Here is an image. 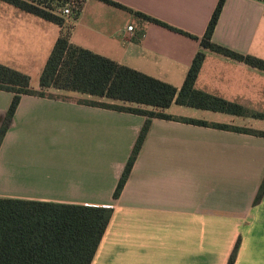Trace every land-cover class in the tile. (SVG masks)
Listing matches in <instances>:
<instances>
[{
    "label": "crops",
    "instance_id": "obj_1",
    "mask_svg": "<svg viewBox=\"0 0 264 264\" xmlns=\"http://www.w3.org/2000/svg\"><path fill=\"white\" fill-rule=\"evenodd\" d=\"M112 1L125 7L84 1L80 15L67 21L73 44L177 88L202 51L196 88L250 113L173 103L165 110L172 119H151L114 198L147 116L101 104L153 108L55 87L24 94L0 143V198L112 207L91 264H227L238 241L234 264H264V194L255 202L264 136L183 121L264 131V118L254 115L264 114V71L202 48L219 0ZM1 8L2 64L22 72L46 60L61 26L9 3ZM212 40L264 59V3L226 0ZM13 98L0 89V130Z\"/></svg>",
    "mask_w": 264,
    "mask_h": 264
},
{
    "label": "trees",
    "instance_id": "obj_2",
    "mask_svg": "<svg viewBox=\"0 0 264 264\" xmlns=\"http://www.w3.org/2000/svg\"><path fill=\"white\" fill-rule=\"evenodd\" d=\"M61 26V34L49 55L40 77V90L31 87L30 77L0 63V89L14 93L12 104L0 130V143L12 120L21 96L44 95L50 87L79 91L100 97L151 106L153 109L121 105L101 104L115 109L140 113L147 120L136 140L132 153L114 192L118 198L140 153L152 118L172 119L165 110L173 103L196 108L222 111L234 115L250 112L242 105L229 102L196 88V79L205 54L199 51L181 88L120 64L70 41L71 25L60 12L72 0H1ZM73 18L82 10L85 0H73ZM124 8L112 0H104ZM226 0H219L200 40L202 48L209 49L231 59L246 63L264 71V59L238 53L215 43L212 38ZM264 3V0H259ZM147 21L167 26L164 22L137 11ZM179 32H187L169 26ZM263 117L264 114H254ZM183 121L209 125L222 129L254 133L264 136V131L204 120L183 118ZM264 194V179L256 196L259 202ZM113 208L62 202L0 198V264H91L106 232ZM239 241L227 264H234Z\"/></svg>",
    "mask_w": 264,
    "mask_h": 264
},
{
    "label": "rangeland",
    "instance_id": "obj_3",
    "mask_svg": "<svg viewBox=\"0 0 264 264\" xmlns=\"http://www.w3.org/2000/svg\"><path fill=\"white\" fill-rule=\"evenodd\" d=\"M0 4H7V3H4L3 1L0 0ZM0 17L2 18V8L0 9ZM48 58H46V60H44L41 63L40 62L27 63L25 66H22V69L24 70L22 72L30 77L31 85L35 88H38L40 85V77ZM0 60L2 61V56H0ZM1 61L0 63H2Z\"/></svg>",
    "mask_w": 264,
    "mask_h": 264
},
{
    "label": "built area",
    "instance_id": "obj_4",
    "mask_svg": "<svg viewBox=\"0 0 264 264\" xmlns=\"http://www.w3.org/2000/svg\"><path fill=\"white\" fill-rule=\"evenodd\" d=\"M75 4V1H70L66 3L64 7L60 10L61 14L67 18H72L73 17V6ZM129 29L132 30L133 26H129Z\"/></svg>",
    "mask_w": 264,
    "mask_h": 264
}]
</instances>
